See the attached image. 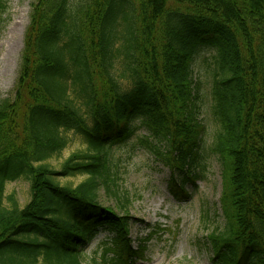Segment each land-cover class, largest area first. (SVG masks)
I'll return each mask as SVG.
<instances>
[{"label": "trees", "instance_id": "1", "mask_svg": "<svg viewBox=\"0 0 264 264\" xmlns=\"http://www.w3.org/2000/svg\"><path fill=\"white\" fill-rule=\"evenodd\" d=\"M4 9L0 0V25ZM203 50L226 220L209 241L217 264H264V0H35L13 95L0 100V264H83L100 232L109 238L93 264L143 257L129 238L130 198L111 187L114 151L137 137L170 169L171 191L188 196L183 183L203 168L193 69ZM68 132L86 149L56 170L48 160ZM75 174L86 178L58 181ZM19 179L29 184L22 207L4 194Z\"/></svg>", "mask_w": 264, "mask_h": 264}, {"label": "rangeland", "instance_id": "2", "mask_svg": "<svg viewBox=\"0 0 264 264\" xmlns=\"http://www.w3.org/2000/svg\"><path fill=\"white\" fill-rule=\"evenodd\" d=\"M2 1L5 9L0 25V100L13 95L25 32L35 0ZM210 54L203 50L193 63L199 84L198 120L205 130L201 134L198 151L203 168L197 167L198 177L193 183H183L188 197L173 194L169 187L170 169L141 147L137 137L114 151L118 161L114 169L115 184L111 187L117 195L128 194L130 203L127 210L132 217L129 228L131 245L136 248L142 242L146 249L136 264H217L209 235L216 227L222 228L226 220L221 205L223 168L213 150L218 125L212 113L208 67L203 62L210 58ZM120 84L123 89L130 88L127 80L121 79ZM138 134L145 132L140 130ZM66 137L67 146L48 160L56 170L71 153L86 149L80 135L68 132ZM175 176L177 183H182L183 174ZM85 178L86 175L75 174L59 177L58 181L62 185L76 186ZM4 194L5 197L13 195L22 207L29 199V184L24 179L8 182ZM99 199L101 204L115 206V199L102 190ZM4 202L7 205V200ZM106 238H109L108 234L100 232L84 248L83 264H93L94 254H100L99 247Z\"/></svg>", "mask_w": 264, "mask_h": 264}]
</instances>
